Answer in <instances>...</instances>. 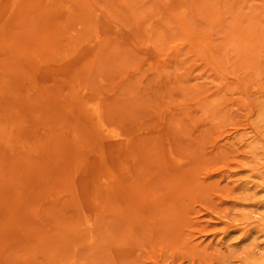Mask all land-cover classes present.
Instances as JSON below:
<instances>
[{
    "label": "rangeland",
    "instance_id": "374dc122",
    "mask_svg": "<svg viewBox=\"0 0 264 264\" xmlns=\"http://www.w3.org/2000/svg\"><path fill=\"white\" fill-rule=\"evenodd\" d=\"M0 264H264V0H0Z\"/></svg>",
    "mask_w": 264,
    "mask_h": 264
}]
</instances>
